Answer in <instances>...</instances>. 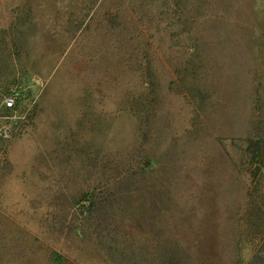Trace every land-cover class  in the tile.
Returning <instances> with one entry per match:
<instances>
[{
  "label": "rangeland",
  "instance_id": "rangeland-1",
  "mask_svg": "<svg viewBox=\"0 0 264 264\" xmlns=\"http://www.w3.org/2000/svg\"><path fill=\"white\" fill-rule=\"evenodd\" d=\"M0 264H264V0H0Z\"/></svg>",
  "mask_w": 264,
  "mask_h": 264
},
{
  "label": "built area",
  "instance_id": "built-area-1",
  "mask_svg": "<svg viewBox=\"0 0 264 264\" xmlns=\"http://www.w3.org/2000/svg\"><path fill=\"white\" fill-rule=\"evenodd\" d=\"M4 102L7 107H12L15 104V97L8 96L5 98Z\"/></svg>",
  "mask_w": 264,
  "mask_h": 264
}]
</instances>
